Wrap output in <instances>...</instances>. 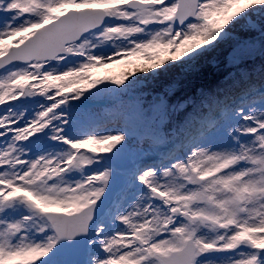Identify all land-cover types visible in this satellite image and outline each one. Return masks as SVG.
Listing matches in <instances>:
<instances>
[{"label":"snow or ice","instance_id":"6c2138e0","mask_svg":"<svg viewBox=\"0 0 264 264\" xmlns=\"http://www.w3.org/2000/svg\"><path fill=\"white\" fill-rule=\"evenodd\" d=\"M256 56L264 0H0V264H264Z\"/></svg>","mask_w":264,"mask_h":264},{"label":"trees","instance_id":"16d2710c","mask_svg":"<svg viewBox=\"0 0 264 264\" xmlns=\"http://www.w3.org/2000/svg\"><path fill=\"white\" fill-rule=\"evenodd\" d=\"M236 31L239 32V29ZM240 36L243 35L242 33L239 34ZM226 49H228V45L224 44L221 45L219 49H217L214 53H211L207 60L203 63V70L202 74L199 77L198 80L195 81V84L197 85H211L218 79L222 78L224 75L227 74V72L232 67V63H230V55L228 56L226 52ZM223 59H225L226 62H223ZM123 68L121 73L118 75L115 73L116 76H120L121 74L128 71V68L125 64H123ZM255 64L254 60H251L248 62V64L242 65L243 68L250 69Z\"/></svg>","mask_w":264,"mask_h":264},{"label":"rangeland","instance_id":"374dc122","mask_svg":"<svg viewBox=\"0 0 264 264\" xmlns=\"http://www.w3.org/2000/svg\"><path fill=\"white\" fill-rule=\"evenodd\" d=\"M231 44H233V42H230ZM231 53V52H230ZM116 65H118V63L117 64H112L111 66H112V68L113 67H115ZM111 66H109V67H107V68H100V69H97V70H95V72L94 73H96L97 75H99V76H104L105 75V72H108L109 70H110V68H111ZM99 111H103V109H98Z\"/></svg>","mask_w":264,"mask_h":264}]
</instances>
